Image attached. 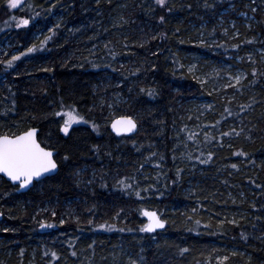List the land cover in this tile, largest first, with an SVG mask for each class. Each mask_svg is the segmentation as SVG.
I'll return each instance as SVG.
<instances>
[{
    "label": "trees",
    "instance_id": "1",
    "mask_svg": "<svg viewBox=\"0 0 264 264\" xmlns=\"http://www.w3.org/2000/svg\"><path fill=\"white\" fill-rule=\"evenodd\" d=\"M27 2L31 12L0 0V61L52 39L13 68L0 63V135L38 128L58 169L24 193L0 177V264H264V0ZM195 57L217 91L188 71ZM235 68L240 83L219 86ZM71 108L88 123L65 135L55 113ZM122 115L134 135L109 131ZM141 209L165 228L140 232Z\"/></svg>",
    "mask_w": 264,
    "mask_h": 264
},
{
    "label": "snow or ice",
    "instance_id": "2",
    "mask_svg": "<svg viewBox=\"0 0 264 264\" xmlns=\"http://www.w3.org/2000/svg\"><path fill=\"white\" fill-rule=\"evenodd\" d=\"M97 3H99V0H97ZM156 5L160 6L161 8L166 6L167 0H155ZM22 4L27 5V9L29 12H31L33 5L28 3L27 0H6V6L10 9H17L22 6ZM56 5H52V7H55ZM214 5L209 4L208 0H204V7L205 8H212ZM168 11H171L169 8ZM255 11V9H253ZM35 15H39V13H36ZM11 20L15 21V26L17 28H20L22 26H28L29 25V19H17L16 17H10ZM160 21H164V16L160 17ZM8 23L7 21L5 22ZM56 27L58 28L59 25L57 24ZM50 32L55 34L54 29H50ZM227 32V30H225ZM52 39V36H46L43 41H40L39 45L33 44L31 47L27 48L26 52H21L19 55H13L11 59H8L6 61H0V63L5 65V69L13 68L16 61L20 60L21 57L27 56L30 53L36 52L39 48H43L44 45ZM247 43H252V41H247ZM142 46V45H141ZM233 47H239V45H233ZM249 59H252L251 55L248 57ZM189 71H192L190 68ZM134 74V73H133ZM252 75H256V70L253 69ZM242 75H237L233 77V79L236 81L237 84L240 83L242 79ZM141 92H145L146 90L141 88ZM147 94L149 96H154L155 92L154 90H147ZM207 107H211L210 105ZM249 107L248 105L241 106V111L244 110V108ZM228 111L229 115H232L231 111L226 109ZM6 115V113H5ZM55 115H63L66 116L67 119L64 120L63 126L61 128V131L65 134H69V129L72 127L73 124L76 123H88L87 120L84 119L83 116H80L75 108H71L67 112H57ZM219 124V121L216 122ZM98 126L93 124V130H96ZM112 129L117 133H128L133 132L137 128V122L131 117V116H123L119 119L112 122L111 125ZM232 132H235V129L231 130ZM239 133H237L238 135ZM230 133H221V136H228ZM195 133H192L189 135L188 139H194ZM211 139H214L212 137ZM205 140H210V137L207 133H205ZM96 150L98 151V146H94ZM157 153L153 152L151 153L152 157H155ZM236 155H244V153H236ZM212 154L209 153L208 159H211ZM175 159V157H173ZM189 159H191V154L188 156ZM199 159V157H196ZM70 157L68 155H65L63 157L64 161H68ZM147 159V158H146ZM160 159L163 160V155L160 156ZM201 163H207V160H201ZM232 168H236L237 165L233 164L231 166ZM58 168L57 162L53 159V151L49 150L46 147H42L40 142L37 140V129L36 128H29L27 131L23 132L20 135H0V173H3L5 176H7L11 181L18 182L19 188H26L28 185L32 184L34 179L40 178L43 174L51 172L53 170H56ZM180 169H177V176L180 175ZM76 175H79V172L76 173ZM88 183H92V181H88ZM120 185H123L125 189L131 188V185L125 184L123 180H120L117 182ZM105 186V185H102ZM19 190V189H17ZM144 191H147L145 189ZM7 195V193H5ZM137 197L140 196V192L137 191L135 193ZM195 211V209H193ZM121 212H123V209H121ZM141 215L147 217V223L143 224L140 228V232H148L152 233L155 232L157 229H163L165 228L166 221L161 218V214L157 211H145L140 210ZM3 213H0L2 215ZM120 212L116 213V216H120ZM55 215V213H53ZM61 224L64 223L63 220L60 221ZM89 224H92V221L88 222ZM196 224H199L200 222L197 220L195 222ZM41 228L44 227H54L53 224H41ZM97 227L107 229L108 231H112L116 228L115 224H100ZM124 228L119 229V231H124ZM7 231V229H5ZM128 231H132V229H128ZM91 247V245L89 246ZM187 251L186 249L182 250ZM23 252V250H21ZM45 255H49V253H45ZM72 255L75 256L76 253L72 252ZM51 258L53 261L58 260L59 257L57 256L56 252H51ZM224 260H227V257L223 258ZM140 260H143V257H140ZM130 264H139V261L137 260H130Z\"/></svg>",
    "mask_w": 264,
    "mask_h": 264
},
{
    "label": "rangeland",
    "instance_id": "3",
    "mask_svg": "<svg viewBox=\"0 0 264 264\" xmlns=\"http://www.w3.org/2000/svg\"><path fill=\"white\" fill-rule=\"evenodd\" d=\"M241 14V15H240ZM239 15L242 17V18H245L246 19V16L243 14V13H239ZM247 19H250V16L247 17ZM232 23V22H230ZM6 46H8V44H6ZM257 51L258 52H261L263 53V48L262 47H259L257 48ZM186 66H187V69L189 71V69L191 68L192 71H189L191 74H193V76L196 78L197 81H199L200 84L202 85H206L208 87H210L211 90H215L217 91L219 88L217 87V83L216 81H211L209 79H207V77H205L204 75V70H203V67L202 65H200L198 63V58L195 57V58H190L187 62H186ZM229 68V66H227ZM230 69V68H229ZM229 73V72H228ZM237 75H242V77L244 76V72L239 69V68H235V69H232V71L229 73V75H221L220 74V79H221V82H219V86H220V83H224V84H230V83H233V82H236L233 77L237 76ZM226 86V85H225ZM67 119L66 116H64V120ZM64 120H63V123H64ZM109 125V123H108ZM225 256L221 255V256H216V261H223Z\"/></svg>",
    "mask_w": 264,
    "mask_h": 264
},
{
    "label": "water",
    "instance_id": "4",
    "mask_svg": "<svg viewBox=\"0 0 264 264\" xmlns=\"http://www.w3.org/2000/svg\"><path fill=\"white\" fill-rule=\"evenodd\" d=\"M123 116H125V115H122V116H117V117H115V118H113L110 122H109V125H108V129H109V131L111 132V134H113L114 136H116V137H118V136H131V135H134L136 132H137V130H138V124H137V128H136V130H134L133 132H128V133H120V134H117L113 129H112V127H111V125H112V122L113 121H115V120H117V119H119L120 117H123ZM31 128H36V127H31ZM29 129V128H28ZM27 129V130H28ZM37 129V132H38V128H36ZM27 130H25V131H27ZM25 131H23V132H25ZM23 132H20V133H18V134H15V135H20V134H22ZM4 135V134H3ZM10 136H13V135H10ZM38 140V139H37ZM39 142V141H38ZM42 146V145H41ZM42 147H44V146H42ZM49 150H51V151H53V159H54V155L56 154V151L54 150V149H50V148H48ZM55 160V159H54ZM58 169V168H57ZM57 169L56 170H53V171H51V172H48V173H45V174H43L40 178H38V179H34L33 180V182H32V184H30V185H28L26 188H19V183L18 182H13V181H11L7 176H5L3 173H0V177H2L4 180H6L7 182H9L12 186H17V189H19V190H16L18 193H24V192H26V191H28L32 186H33V184L35 183V182H38L39 180H41V179H43V178H45V177H48V176H52V175H54L56 172H57ZM142 210H145V211H155V210H151V209H142ZM1 213V212H0ZM142 218L144 219V221H145V224L147 223V217H145V216H143L142 215ZM2 220V215H0V221ZM165 226H166V224H165ZM164 229V228H163ZM163 229H157L156 231H161V230H163ZM146 233H148V232H146Z\"/></svg>",
    "mask_w": 264,
    "mask_h": 264
},
{
    "label": "flooded vegetation",
    "instance_id": "5",
    "mask_svg": "<svg viewBox=\"0 0 264 264\" xmlns=\"http://www.w3.org/2000/svg\"><path fill=\"white\" fill-rule=\"evenodd\" d=\"M17 187V186H16Z\"/></svg>",
    "mask_w": 264,
    "mask_h": 264
}]
</instances>
